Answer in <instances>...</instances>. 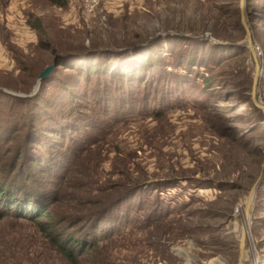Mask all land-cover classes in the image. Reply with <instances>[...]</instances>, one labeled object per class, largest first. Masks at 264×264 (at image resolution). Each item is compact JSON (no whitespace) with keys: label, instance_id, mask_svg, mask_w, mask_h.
Wrapping results in <instances>:
<instances>
[{"label":"rangeland","instance_id":"1","mask_svg":"<svg viewBox=\"0 0 264 264\" xmlns=\"http://www.w3.org/2000/svg\"><path fill=\"white\" fill-rule=\"evenodd\" d=\"M66 2L0 0V135L48 131L51 111L95 124L56 212L121 200L127 219L77 264H264V0ZM134 66L132 97L118 85ZM51 232L1 217L0 264H75Z\"/></svg>","mask_w":264,"mask_h":264},{"label":"trees","instance_id":"2","mask_svg":"<svg viewBox=\"0 0 264 264\" xmlns=\"http://www.w3.org/2000/svg\"><path fill=\"white\" fill-rule=\"evenodd\" d=\"M51 2L61 7L67 3L66 0H51ZM36 28L42 30L41 26L37 25ZM64 65L60 64V66ZM112 68H98L97 71L102 75L109 74L113 73ZM139 70L134 66L129 72L119 71V79L122 81L119 82L118 87L124 91L125 84L127 85L125 81L128 79L129 89L125 92L132 97L135 93L132 85L142 84ZM92 71L93 68H89L87 72L89 79L92 78ZM114 76L115 74L112 75ZM109 91L110 89L106 88L101 95L94 93V97L101 105H106L114 100ZM74 95L75 98L78 94ZM76 111H79V107ZM159 112L155 113L156 116ZM57 114L55 111L46 114V117L48 115L50 117L48 119L56 123L49 126L48 131L40 128L39 125L43 123H39L41 120L36 122L39 124L35 125L38 130L31 131L34 134L30 137L21 136L19 131L11 133V130H4L0 135V209L3 208L5 211V214L0 212V219L6 214L16 213L37 222L43 232L52 231L51 237L59 251L70 262L77 264L89 249L96 248L100 241L120 229L127 216L120 217L117 213V209H120L123 203L121 200L106 203L104 207L83 215L65 217L56 212L57 205L66 201L63 188L68 184V177L78 165L82 153L88 149L94 139L89 132L85 134V129L90 126L95 127L92 122L82 125L81 118L77 117L75 123L61 122ZM72 132L83 135V143L88 140V145H81L76 150L70 144V140L74 143ZM83 200L81 196L73 198V201L81 207L84 206Z\"/></svg>","mask_w":264,"mask_h":264},{"label":"water","instance_id":"3","mask_svg":"<svg viewBox=\"0 0 264 264\" xmlns=\"http://www.w3.org/2000/svg\"><path fill=\"white\" fill-rule=\"evenodd\" d=\"M246 29H247V32H248V35H249V45L252 46L251 33H250L249 27H248L247 25H246ZM53 68H54V67L48 68V69L46 70V72H44V73L42 74V79L48 77V75H49L50 72L53 70ZM262 182H263V181H262V178H261V179L258 181V183L256 184L255 188L253 189L252 194H254L255 191L261 186ZM249 204H250V203H249ZM244 241H245V238H244L243 242H244Z\"/></svg>","mask_w":264,"mask_h":264},{"label":"built area","instance_id":"4","mask_svg":"<svg viewBox=\"0 0 264 264\" xmlns=\"http://www.w3.org/2000/svg\"><path fill=\"white\" fill-rule=\"evenodd\" d=\"M99 2L100 0H84L86 9L90 11H92L98 5Z\"/></svg>","mask_w":264,"mask_h":264},{"label":"bare ground","instance_id":"5","mask_svg":"<svg viewBox=\"0 0 264 264\" xmlns=\"http://www.w3.org/2000/svg\"><path fill=\"white\" fill-rule=\"evenodd\" d=\"M244 219H245V235H249V222H250V218H249L248 211H245V213H244Z\"/></svg>","mask_w":264,"mask_h":264}]
</instances>
